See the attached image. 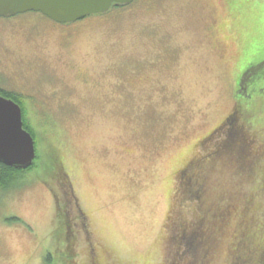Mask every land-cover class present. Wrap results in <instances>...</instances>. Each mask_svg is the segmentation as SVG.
<instances>
[{
    "label": "rangeland",
    "instance_id": "rangeland-1",
    "mask_svg": "<svg viewBox=\"0 0 264 264\" xmlns=\"http://www.w3.org/2000/svg\"><path fill=\"white\" fill-rule=\"evenodd\" d=\"M231 4L234 18L225 0H150L85 21L68 45L59 29H36L46 22L41 12L1 18L0 85L26 94L38 159L0 189V264H48L49 252L52 264H64L50 236L51 153L89 215L98 264H170L173 219L181 208L192 217L177 197L183 166L225 125L238 78L264 58V0ZM262 73L253 75L260 86ZM52 86L65 99L51 96ZM234 160L213 161L207 172L203 207L220 201L231 213L215 226L200 264H255L264 252V151L257 165ZM77 243L74 264H93L86 240ZM183 248L179 259L190 264L193 251Z\"/></svg>",
    "mask_w": 264,
    "mask_h": 264
},
{
    "label": "trees",
    "instance_id": "trees-1",
    "mask_svg": "<svg viewBox=\"0 0 264 264\" xmlns=\"http://www.w3.org/2000/svg\"><path fill=\"white\" fill-rule=\"evenodd\" d=\"M228 1L234 16L235 12L233 10L236 11V8L232 6V0ZM233 1L236 2V0ZM262 68H264V58L261 61L251 63L241 77L238 78L237 99H235L237 105L234 113L224 126L219 127L214 136L206 138L204 142L205 151L199 157L189 161L179 175L177 197L180 205L187 203L192 208H190L192 217L186 212L185 215H182L181 208L178 210L179 217L176 220L173 219L171 227L172 240L176 247V253L170 259V264H187V262L182 261L184 259H179L183 247H190V251H193L190 264H195V259L198 258L195 253H198V249L203 250V252H200L201 258L198 264L205 260L208 257V245H210V237L216 229L215 226L224 222L226 216L231 213V207L228 204L220 203V201L213 204L209 203V207H206V205L203 207L208 202H205L207 191L205 180L207 179V172L210 170L209 167H214L213 161L223 158L234 160V157L238 156L245 161L242 162L244 165L253 166L257 165L256 159L264 151L254 129L255 125L258 124H261L258 125L260 131L264 129V100L262 98L253 100L254 93H261L264 90V85L260 86L256 81H253L254 73ZM259 77L264 80V73ZM4 94L10 96L7 93ZM260 108L262 114L256 116ZM256 121L258 122L256 123ZM24 127L27 130L30 127L25 120ZM211 141L215 144L213 147ZM37 159L38 154L34 163L27 169L10 167L0 162V187L4 190L8 189L18 175L27 170H32L36 166ZM66 173V170L62 168L59 156L56 153H51L50 161L46 165L44 180L55 197V218L57 220V227L54 228L53 232L55 253L62 251L66 258L61 259L59 262L64 260V264H74L78 258L76 239L79 229L77 226L85 223L86 215L83 212L71 178ZM224 206H228V208L225 210ZM220 208L222 209L220 210ZM210 210L213 214L212 218L206 215ZM47 257L48 264H52L51 260L54 257L52 252H49ZM255 261V264H264V252L261 258H257Z\"/></svg>",
    "mask_w": 264,
    "mask_h": 264
},
{
    "label": "water",
    "instance_id": "water-1",
    "mask_svg": "<svg viewBox=\"0 0 264 264\" xmlns=\"http://www.w3.org/2000/svg\"><path fill=\"white\" fill-rule=\"evenodd\" d=\"M134 0H0V17L28 11L41 12L58 22H70L108 11L114 4ZM35 139L24 127L20 104L0 94V162L27 169L36 158Z\"/></svg>",
    "mask_w": 264,
    "mask_h": 264
},
{
    "label": "flooded vegetation",
    "instance_id": "flooded-vegetation-1",
    "mask_svg": "<svg viewBox=\"0 0 264 264\" xmlns=\"http://www.w3.org/2000/svg\"><path fill=\"white\" fill-rule=\"evenodd\" d=\"M226 3H227V6L228 8L230 9L231 11V8H230V2L228 0H225ZM150 0H134L132 1L131 3L129 4H115L113 5L108 11L106 12H102V13H94V14H90V15H87L81 19H78V20H75V21H70V22H58V21H55L51 18H49L48 16L45 17V20L46 22H38L37 26H36V29H39L40 27H43L44 25H48V26H51L55 29H59V31H61V37L63 40H65L67 42V45H68V41L71 40L75 34V32L78 30V27H80V25H82L83 23H85V21H88L89 19L93 18V17H104L106 19H111V18H115V15L119 12H122L123 10L125 9H128V8H131V7H134L135 5L136 6H140L142 4H146V3H149ZM117 12L115 15H113L112 13L113 12ZM112 12V13H111ZM232 13V11H231ZM19 15V14H18ZM14 16H17V15H14ZM13 16H11L12 18ZM232 17L234 18L233 16V13H232ZM2 17H0V20H1ZM3 18H9V17H3ZM10 19V18H9ZM40 27H39V26ZM39 27V28H38ZM82 80L84 81H87L85 78H82ZM67 82V81H66ZM238 83V82H237ZM68 87L72 88L74 91H76V89L74 88L75 86L74 85H71L69 83H66ZM54 87V86H52ZM7 93L9 94L10 96H7L6 94L4 93ZM0 94L1 95H4L6 97H10L12 99H17L15 100L16 102H18L22 108V112H23V118H24V113L26 112L25 111V107L23 106V100L25 98H27L26 94L22 92V90H17V89H14V88H5L3 86L0 85ZM50 94L51 96H57L56 99H60V100H63L65 99L64 97H61V95L59 96V90L57 89V87H54L50 90ZM12 95V96H11ZM34 95V94H33ZM13 96H15V98H13ZM36 96V95H34ZM236 100H235V107H234V110L233 112L231 113V115L234 113L235 111V108H236ZM230 115V116H231ZM24 121V119H23ZM219 129V128H218ZM218 129H216L215 131L217 132ZM29 131V130H28ZM214 132V131H213ZM209 137V136H208ZM206 137V138H208ZM206 138H204L206 140ZM203 139V140H204ZM202 140V141H203ZM60 158V157H59ZM61 162H62V168H64L67 172V169L65 167V164L64 162L62 161V159L60 158ZM189 163V162H188ZM187 164V163H186ZM186 164L183 166V169L185 168ZM68 177H70V174L69 172L66 173ZM0 189H2L4 191L3 188L0 187ZM51 191V189H50ZM51 195L53 197V202H54V206H55V210H56V205H55V197L51 191ZM83 208V212L85 213L86 215V218H85V223L83 225H78V237L76 239V242H79L80 239H83V240H86L87 244L90 246V255H89V258L90 260L93 261V264H98L99 262V257L97 255V245H94L92 244V240H91V235H92V230H91V227H90V223H89V215L88 213L86 212V210L84 209V207L82 206ZM57 227V220L55 218V224H54V228ZM54 232V230H53ZM53 232L52 234L50 235L52 240H53ZM78 246V243L76 244Z\"/></svg>",
    "mask_w": 264,
    "mask_h": 264
}]
</instances>
